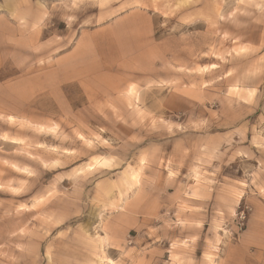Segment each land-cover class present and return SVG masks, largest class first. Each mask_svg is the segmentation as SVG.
<instances>
[{
  "label": "rangeland",
  "instance_id": "1",
  "mask_svg": "<svg viewBox=\"0 0 264 264\" xmlns=\"http://www.w3.org/2000/svg\"><path fill=\"white\" fill-rule=\"evenodd\" d=\"M0 64V264H264V0H0Z\"/></svg>",
  "mask_w": 264,
  "mask_h": 264
},
{
  "label": "snow or ice",
  "instance_id": "2",
  "mask_svg": "<svg viewBox=\"0 0 264 264\" xmlns=\"http://www.w3.org/2000/svg\"><path fill=\"white\" fill-rule=\"evenodd\" d=\"M81 139H83V137H81ZM102 166L107 167L108 166V163L107 162H104V164ZM109 264H111V262H109Z\"/></svg>",
  "mask_w": 264,
  "mask_h": 264
},
{
  "label": "crops",
  "instance_id": "3",
  "mask_svg": "<svg viewBox=\"0 0 264 264\" xmlns=\"http://www.w3.org/2000/svg\"><path fill=\"white\" fill-rule=\"evenodd\" d=\"M0 66H1V64H0Z\"/></svg>",
  "mask_w": 264,
  "mask_h": 264
}]
</instances>
